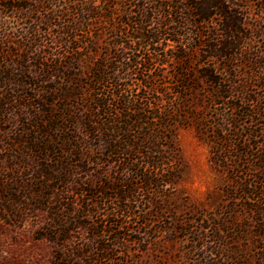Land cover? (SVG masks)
<instances>
[{"label": "trees", "instance_id": "1", "mask_svg": "<svg viewBox=\"0 0 264 264\" xmlns=\"http://www.w3.org/2000/svg\"><path fill=\"white\" fill-rule=\"evenodd\" d=\"M252 6L261 15L254 22ZM259 21L264 0H0V115L25 107L33 116L24 130L0 132L1 145L11 143L12 152L28 144L36 158L56 154L48 145L58 146L59 156L76 163H46L40 173L56 171L66 181L90 163L117 165L106 188L114 192L118 184L124 211L144 199L140 204L153 202L158 212L153 196L179 177L172 128L191 124L230 193L249 196L242 200L251 201L245 209L256 216L251 243L256 264H264ZM140 192L151 199L138 198ZM241 257L235 251L226 259L241 264Z\"/></svg>", "mask_w": 264, "mask_h": 264}, {"label": "rangeland", "instance_id": "2", "mask_svg": "<svg viewBox=\"0 0 264 264\" xmlns=\"http://www.w3.org/2000/svg\"><path fill=\"white\" fill-rule=\"evenodd\" d=\"M251 8V22L259 20L260 11ZM259 24L263 30L264 23ZM206 101L210 106V99ZM8 117L12 124L4 121ZM32 118L25 107L11 116L0 115V132L24 130ZM172 134L179 177L153 196L162 209L158 212L153 202L140 204L144 199L124 211L118 184L116 193L106 188L116 178L117 165L90 163L87 171L74 172L69 181L56 171L47 177L40 173L44 164L56 167L57 160L74 164V157L62 158L59 147L52 145L48 150L56 149V154L46 157L36 158L35 148L28 144L10 152L13 145L2 135L8 144L1 145L0 139V264H231L226 257L235 251L242 255L239 263L256 264L258 255L251 243L256 216L245 209H252L251 201L242 200L249 196L230 193V182L209 161L208 143L191 124L174 126ZM89 158L94 161L95 156ZM150 193L140 192L138 198L151 199Z\"/></svg>", "mask_w": 264, "mask_h": 264}]
</instances>
